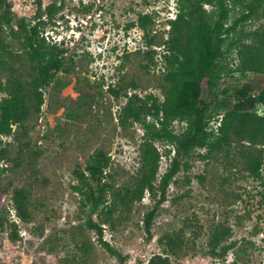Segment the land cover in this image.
I'll return each instance as SVG.
<instances>
[{"label":"rangeland","instance_id":"obj_1","mask_svg":"<svg viewBox=\"0 0 264 264\" xmlns=\"http://www.w3.org/2000/svg\"><path fill=\"white\" fill-rule=\"evenodd\" d=\"M11 2L19 17L39 22L34 20L37 0ZM49 8L57 10L53 18ZM43 11L41 37L61 53L64 67L39 90L45 100L40 112L37 91L29 85L37 62L9 29L1 34L12 54H3L9 70L0 81L8 85V76L21 79L15 81L24 84L28 113L11 134L0 136V194L6 193L0 201V264H122L108 246L124 256L123 264H148L158 254L171 264H264V145L257 146L261 179L248 170L240 142L196 149L190 168L182 167L155 209L150 234L146 220L159 193L154 199L146 192L128 207L119 203L109 217L117 190L134 187L142 167L145 130L125 121L124 109L134 94L165 99V42L179 0H43ZM240 14L234 9L231 21ZM263 27L264 17L250 19L238 26L236 36L250 45ZM239 50L219 61L217 83L202 90L209 113L218 110L217 98L235 99L239 91L247 100L264 89V74L240 70ZM6 97L0 93V106ZM219 109L208 127L215 137L226 110ZM258 111L263 114L264 108ZM185 127V122L173 124L176 133ZM156 145L162 154L161 179L174 152L169 153L173 146ZM100 154L109 163L113 190L92 212L78 188L88 187V166ZM19 191L24 194L21 207ZM91 217L102 233L89 227ZM224 228L230 233L223 245L231 249L225 258L213 257L212 237Z\"/></svg>","mask_w":264,"mask_h":264},{"label":"trees","instance_id":"obj_2","mask_svg":"<svg viewBox=\"0 0 264 264\" xmlns=\"http://www.w3.org/2000/svg\"><path fill=\"white\" fill-rule=\"evenodd\" d=\"M63 1V0H61ZM179 0V14L171 21L169 39L165 42L164 54L167 65L166 94L161 101L151 94L141 98L138 94L130 97L124 109V120L140 123L144 130V144L142 154V167L134 187H125L126 191L117 190L116 198L109 207V217L121 204L128 207L141 202L146 192L152 198L160 194L156 207L147 216L146 229L150 234V227L155 209L166 200L167 191L175 176L182 169L190 168L194 151L198 148H218L223 144L237 141L243 144L246 163L251 175L257 179L262 178V150L257 146L264 145V113L258 107L264 108V89L257 98L244 99L241 92L234 94L235 99L225 95L223 99L217 98L218 110L209 113L210 104L203 101V88L212 89L221 76L219 61L239 48L241 60L240 70L244 73L264 74V27L255 33V39L250 44H241L236 36L238 26L247 20L264 17V0ZM38 11L35 24L25 18L19 17L13 8L11 0H0V80L3 71L9 66L3 54H12L8 43L1 39V34L9 29L11 35L22 40L23 49L30 53L37 62L33 77L29 85L37 91V108L40 112L45 104L44 95L40 89L48 87L55 79L56 73L64 67L61 53L50 47L44 37H41L39 27L44 23L42 17L43 0H37ZM206 5L213 6L207 10ZM239 8L241 14L231 21L234 9ZM57 10L48 9L50 18ZM146 16L143 29H145ZM8 85L0 81V93L6 92L8 97L1 102L0 136L12 133V126L27 117V103L24 95V84L21 80L8 76ZM14 80V81H11ZM223 91L224 94H226ZM228 105L233 106L229 108ZM219 108H226L219 126L220 135L208 130L211 121ZM175 121L185 122V129L176 133L173 129ZM157 143L173 146L169 153L174 152L168 171L159 179V170L162 154ZM109 163L103 160L101 154L96 156L88 166L90 176L87 179V188H78L87 197L92 205V212L97 211L105 203L109 190H113L108 179L112 174L107 171ZM1 177V173H0ZM159 181V183H157ZM6 193L0 194V201ZM21 207L24 194L18 192ZM88 225L92 229L103 232L100 224L91 217ZM230 233L228 228L222 232L216 231L211 240V255L225 258L231 246L223 245V239ZM108 245V244H107ZM169 246H176L174 239L169 240ZM108 249L124 261V256L108 246ZM148 264H171L168 256L155 255Z\"/></svg>","mask_w":264,"mask_h":264}]
</instances>
